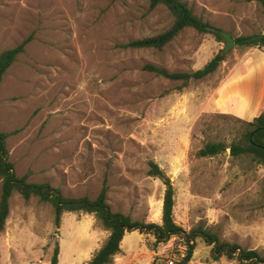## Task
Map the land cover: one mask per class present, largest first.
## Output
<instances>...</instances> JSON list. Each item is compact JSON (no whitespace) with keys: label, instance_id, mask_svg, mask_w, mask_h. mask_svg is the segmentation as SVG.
Instances as JSON below:
<instances>
[{"label":"rangeland","instance_id":"rangeland-1","mask_svg":"<svg viewBox=\"0 0 264 264\" xmlns=\"http://www.w3.org/2000/svg\"><path fill=\"white\" fill-rule=\"evenodd\" d=\"M195 14L233 37L259 35L264 13L256 0H186ZM173 20L148 0H0V52L28 38L0 82V131L17 175L48 181L68 196L94 197L106 179L112 210L134 220L161 221L164 185L147 174L156 162L174 186L173 218L184 229L203 226L222 240L264 255V166L229 148L198 156L208 141L229 145L249 129L241 119L203 112L201 103L223 76L234 45L201 80H169L144 70L200 68L220 48L212 33L185 28L162 49L123 47ZM223 62H225L223 64ZM1 193V181H0ZM108 236L95 216L65 212L54 225L50 204L14 192L0 232V264H86ZM126 232L132 264H168L175 241ZM171 249V250H170ZM200 238L189 264H237L209 258ZM145 254H150L153 257ZM122 263L116 254L114 263Z\"/></svg>","mask_w":264,"mask_h":264},{"label":"trees","instance_id":"trees-1","mask_svg":"<svg viewBox=\"0 0 264 264\" xmlns=\"http://www.w3.org/2000/svg\"><path fill=\"white\" fill-rule=\"evenodd\" d=\"M148 2L150 7L165 6L173 17L171 24L154 35L130 40L123 44V47L160 50L185 28H193L201 33H212L218 42H224L223 37L218 32L220 28L195 14L186 0H148ZM256 2L262 7L264 13V0H256ZM260 35V39L252 38L256 35L236 36L234 37L235 45L264 48V31ZM28 40L25 38L16 46L0 52V82L16 56L23 52ZM224 59L225 53L220 48L200 68L192 71H168L164 67L150 63L143 65L142 68L162 78L181 81L177 87L181 89L189 80H201L215 72ZM244 122L249 129L241 139L229 145L221 141H208L198 149V156H213L229 148L232 156L248 154L264 166V111L251 121ZM7 137L8 133L0 131V232L3 230L9 214L10 197L14 192H18L26 201L31 197H37L38 200L50 204L53 209L56 228L59 227L61 216L65 212H85L95 216L101 226L108 231V236L86 264H113L115 255L120 251V242L125 233L134 230L140 233H151L155 238V244L167 243L175 238L177 264H189L193 257L197 238L210 246L209 258L211 260L215 261L224 256L228 260L236 261L237 264H264V255L256 249L244 248L238 243L222 240L216 233L200 225L184 229L177 224L173 218L175 202L173 183L164 170L152 160L148 161L147 174L161 179L164 185L161 221L159 223L134 220L127 214L112 210L107 198L106 179L103 180L97 195L89 197L87 195L68 196L63 194L59 187L52 186L48 181L31 182L27 180V174L17 175L14 164L9 160V152L6 147ZM179 246L184 247V255L179 254ZM58 252L59 246L56 242L51 257L52 264H57Z\"/></svg>","mask_w":264,"mask_h":264},{"label":"crops","instance_id":"crops-1","mask_svg":"<svg viewBox=\"0 0 264 264\" xmlns=\"http://www.w3.org/2000/svg\"><path fill=\"white\" fill-rule=\"evenodd\" d=\"M201 109L244 121H251L264 111V48L249 46L242 53H236L223 76L202 101ZM122 243L123 238L118 255H121L123 264H132L134 260L128 258L132 254L123 251Z\"/></svg>","mask_w":264,"mask_h":264},{"label":"water","instance_id":"water-1","mask_svg":"<svg viewBox=\"0 0 264 264\" xmlns=\"http://www.w3.org/2000/svg\"><path fill=\"white\" fill-rule=\"evenodd\" d=\"M218 32L224 39V46L222 48V52L226 53L230 48H232L235 45L234 37L228 31H224L220 29ZM260 37H261L260 34L256 36H252V38H256V39H260Z\"/></svg>","mask_w":264,"mask_h":264},{"label":"built area","instance_id":"built-area-1","mask_svg":"<svg viewBox=\"0 0 264 264\" xmlns=\"http://www.w3.org/2000/svg\"><path fill=\"white\" fill-rule=\"evenodd\" d=\"M171 240H175V238H172ZM180 240V239H179ZM170 241V240H169ZM181 241V240H180ZM175 250V247L173 248ZM171 250V249H170ZM178 252L181 255H184V247L183 246H179L178 248ZM169 260H168V264H174V258H173V252L170 253V255L168 256Z\"/></svg>","mask_w":264,"mask_h":264}]
</instances>
